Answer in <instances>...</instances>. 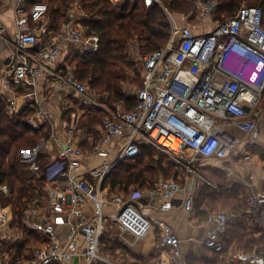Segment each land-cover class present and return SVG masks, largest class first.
<instances>
[{
  "label": "built area",
  "instance_id": "2783aa9c",
  "mask_svg": "<svg viewBox=\"0 0 264 264\" xmlns=\"http://www.w3.org/2000/svg\"><path fill=\"white\" fill-rule=\"evenodd\" d=\"M108 1L115 5L122 0ZM142 1L146 7L158 3L165 8L161 0ZM217 6L216 0L194 1L196 21L206 19L212 23L207 32L194 33L187 16L180 25L170 21L173 32L164 46L140 55L142 80L135 91L136 103L122 113L118 112L121 103L113 109L106 107L85 81L76 78L73 66L52 65L62 42L75 46V50L94 53L99 36L87 31L72 11L58 34L52 35L45 2L26 4L21 0L15 6V32L5 68L6 89L20 86L26 90L21 95L24 98L35 97L43 87L67 88L79 100L75 110L99 108L105 116L98 127L99 139L84 151L81 142L88 137L78 140L73 134L75 110L62 139L47 109L35 99L36 110L25 119L26 125L31 130L52 128L48 137L20 150V161L41 181L37 187L40 196L14 210L23 213V228L37 234L39 244L17 251V244L23 240L22 229L14 223L11 205L0 203V264H129L126 247L145 239L153 227L158 229L159 257L147 264H189L183 240L168 223L149 217L139 199L141 191L133 189L126 195L103 190L102 184L120 161L138 154L140 143L151 144L169 155L176 166L183 167L187 178H159L143 192L161 198L160 211L171 210L173 197L181 193L180 207L189 216L195 203L197 173L193 164L198 160H230L240 142L234 129L246 135L249 144L256 143L264 124V106H259L264 91L262 10L242 5L233 17L220 22L214 19ZM5 29L0 22V37ZM7 102L9 115L20 112V102L13 98ZM70 106L64 102L63 111ZM126 131L127 140L114 141ZM185 152L189 153L187 157ZM40 153L50 156L44 166L39 164ZM94 155L101 158L100 162L88 165ZM260 182V186L246 183L242 211L229 208L211 212L205 206L207 217L203 223L210 222L212 227L201 239L186 240L197 249L222 253L228 225L238 221L241 214L251 216L264 209V173ZM0 194L9 196L6 184L0 185ZM105 237L120 247L114 251L106 248ZM113 253L120 256L118 262L110 257ZM225 264H264V256L230 246Z\"/></svg>",
  "mask_w": 264,
  "mask_h": 264
},
{
  "label": "trees",
  "instance_id": "16d2710c",
  "mask_svg": "<svg viewBox=\"0 0 264 264\" xmlns=\"http://www.w3.org/2000/svg\"><path fill=\"white\" fill-rule=\"evenodd\" d=\"M1 1V0H0ZM45 0H25L27 4ZM55 5H48V20L52 35H57L61 23L67 17V11L73 0H52ZM195 0H161L163 6L173 13H181L190 19L195 13ZM217 10L214 19L220 22L235 15L242 5L258 6L262 10V25L264 26V0H216ZM82 10L86 18L82 20L87 31L99 36V47L94 53L74 50L72 55H67L62 66L68 64L74 67V75L81 81H85L90 90L98 95L102 103L112 108L115 103H121L126 111L133 109L135 95L128 94L123 87L128 74L127 70H134L136 59L133 56L134 45L139 55L151 52L164 46L170 36V23L166 18L160 4L154 3L146 7L142 0H122L113 5L108 0H80ZM244 3V4H243ZM190 14V15H189ZM72 56V58H71ZM70 57V58H69ZM136 69V68H135ZM142 78V76H141ZM142 80V79H141ZM17 92H21L20 86H13ZM106 95V98L102 96ZM264 100V91L263 98ZM7 101L0 95V185L6 184L9 188V196L0 194V203L11 205L13 208L14 223L22 229L23 242L19 243L17 251L21 252L30 245H37L38 235L28 231L22 226L23 213L14 208L22 203L37 198V187L41 181L22 166L20 163V150L31 148L43 137H48V126L39 130H31L25 123V119L36 108H25L16 114L9 115L6 112ZM105 112L99 108L95 110L84 109L79 128L86 133V138L81 142L84 151L89 150L99 139V124ZM254 153L264 159V150L257 145L247 146ZM48 157L44 153L39 155V164L44 166ZM27 168V167H26ZM181 172H185L183 167ZM177 166L171 160H166L156 151V148L148 143L139 144V152L132 158L120 161L106 176L102 189L115 188L130 194L131 188L143 191L150 188L158 173L163 176L174 175L178 172ZM181 173V174H182ZM183 177V176H182ZM182 180L181 176L173 177ZM130 186H132L130 188ZM220 188V187H219ZM241 186L233 184L222 186L219 190L208 192V186L194 197V209L200 214V219H206L207 212L199 207L205 204L211 212L220 210L217 206L230 207L241 210L238 199L242 197ZM264 189V184L262 185ZM244 196V194H243ZM200 197V199H198ZM228 209V208H226ZM224 210V209H222ZM229 232L224 237L225 247L222 253H214L213 262L219 256L226 259L230 246L244 252L260 253L264 256V209L257 214L246 216L241 214L238 221L228 225ZM106 248L113 251L120 247L113 239L104 238ZM142 264L156 262L159 257L158 248L143 256L132 254ZM189 264H197L192 257H186ZM212 262V263H213Z\"/></svg>",
  "mask_w": 264,
  "mask_h": 264
},
{
  "label": "crops",
  "instance_id": "0c3cea01",
  "mask_svg": "<svg viewBox=\"0 0 264 264\" xmlns=\"http://www.w3.org/2000/svg\"><path fill=\"white\" fill-rule=\"evenodd\" d=\"M20 2L21 0H1L0 1V22H2L6 27L3 37H0V95L4 97L6 101L8 99L13 98L17 102H20L21 107L19 108V111L25 108H33L35 105V99H37L40 105L47 109L49 116L52 120V123L58 129V136L63 139L65 136L64 127H66L70 123L69 121L65 119L59 118L65 112L62 109L63 103L68 102V104L72 106V107L70 106V109L75 108L79 103V100L71 94L69 89L64 88L60 90H53V88L47 89V87L45 88L43 87L41 89L42 91H40L35 97L27 96V97L22 98L21 95L25 94L26 92L24 88L20 87L21 92H17L14 89V87H11L10 90H7L5 87V80H6L5 79L6 78L5 68H6V63L8 62V56L10 55V52H11V45H12V40H13L12 35L15 32L14 8L17 4H20ZM25 3L27 4V2ZM190 20L191 19L188 18L186 21L193 25L194 33L206 32L205 28L206 26H208V24L211 27V22H209L206 19L201 20L199 23L196 21L197 20L196 17L194 21L189 22ZM182 22H184V20H180L178 24L180 25L182 24ZM75 49H76L75 46H72L70 43L62 42L58 59L52 65L57 66V67H60V66L62 67V62L65 59V57L69 53H71V51ZM259 106L260 107L264 106V100L261 99ZM58 118L61 120H59ZM234 131L236 130L234 129L233 132ZM127 133L128 132L126 131L120 137H116L114 141L118 142V141H125V139L127 140ZM262 133L263 132L261 131L259 138L254 144H249L247 141L248 140L247 136L243 134L245 136L244 141L243 139L242 141H240L242 143L235 149L232 155V158H230V160L225 161L227 162V165H225L226 167L223 165L219 166L221 172L224 173L223 175L224 176L226 175L228 177V180L232 181V185L237 184L241 186L242 196H243V191L245 194L247 182H251L255 186L261 185L260 178L262 177L264 173V159L261 158L256 153H250L247 146L249 145L258 146L259 145L261 149H264V144H263L264 139L262 137ZM242 148L244 149L243 151H241ZM92 158L87 162L88 165H92ZM208 160L220 162L216 159H208ZM182 174H183V177H181L182 180H179V181H183L184 179L187 178V176L185 177V175H187L186 172H183ZM196 176H198V173ZM197 181H198V178L195 179L194 197L198 195L199 193H201V191L203 190V188H205V186L206 187L209 186L205 182H203L201 185H198ZM141 192L142 193L140 194L139 199L144 204V208L148 212L149 217L160 218L161 220L168 223L172 227L175 233L183 240L182 246H183L186 257L189 258L191 256L192 259L193 258L195 259L194 261L197 264H225V259L222 258L223 256H219L217 260V262H221V263L213 262V258H212V256L214 257L213 252H210L204 249L202 250L199 248L197 249V246L191 244V242L186 240L187 238H190V237L201 239L204 234V231L212 227V223L210 222L203 223L205 219H200V214L197 213L196 209H194V212L192 215L186 216L180 207V201L183 197L181 193H178L173 197L172 203H174V205L171 210L160 211L158 207H159L161 198L158 195L150 196L144 193L143 191ZM204 207H205V204H202L199 207V209L202 210L204 209ZM242 207L244 208V197H243ZM242 209L239 211H242ZM149 234L152 235L151 237L154 241L150 249H147V250L139 249L138 250L137 248V249L132 250V247L130 248L126 247V250L129 249V251H132L135 254H141L145 256L148 253H150L154 248H158V239H159L158 229L154 227L151 228L148 235ZM126 259H127L126 262H129V264H142L140 261L136 259H132V258L129 259L127 257Z\"/></svg>",
  "mask_w": 264,
  "mask_h": 264
},
{
  "label": "rangeland",
  "instance_id": "374dc122",
  "mask_svg": "<svg viewBox=\"0 0 264 264\" xmlns=\"http://www.w3.org/2000/svg\"><path fill=\"white\" fill-rule=\"evenodd\" d=\"M45 1H46V3L48 2L47 4H49V6L55 5V2L52 1V0H45ZM71 11L73 12V14H76L79 17V21L83 25L82 20L85 19L87 16H86L84 10H82L80 0H73L72 1V4L70 5V7H69V9L67 11V17L66 18H68L69 12H71ZM163 12L165 13L166 18L169 21V23H170L171 20L175 21V23H178V22H180V20L184 19L187 16V15L184 16L181 13H173L166 7L163 9ZM194 15H195V13H194ZM194 15H193V17L190 18L191 20L189 22H192V21L195 20V16ZM209 27H210V25L208 24V26H206V28H205L206 32L209 31ZM211 27H212V23H211ZM202 29H204V28H202ZM172 32H173V30H172V26L170 24V35L172 34ZM169 38H170V36H169ZM133 48L135 49L134 53H133V56L136 59V67H135L136 69L134 68V70H127L128 77H127L126 81L123 83V87L125 88V91L128 94H130V95H135V91L141 86V79H142L141 78L140 55H139L138 49L134 45L131 46V49H133ZM74 52L75 51L73 50L68 55H70V54L72 55V53H74ZM71 58H72V56H71ZM115 104L113 105L112 109L115 108ZM105 106L108 107L106 104H105ZM84 109H86V108L77 107L76 110H75V108L69 109L68 111H65L62 114L61 117H59V118L65 119V120L70 122L71 119H73V117L71 116V113H72V111L75 110V113L77 114V117H74V121H73V124L75 126L73 134L78 140H83L86 137L85 131L82 128H79L80 125H81V122H82L81 115H82ZM118 112H120V113L126 112V110L124 109L123 105L120 108V111H118ZM59 120H61V119H59ZM51 128H52V126H48V130H51ZM261 129H262V132H263L262 133V137L264 139V124L261 127ZM56 133L58 134V129L56 130ZM234 135L237 136L240 139V141H242V139L244 141V139H245V136L239 131H234ZM241 143L242 142H239L237 144V147ZM263 144H264V142H263ZM258 147L261 148L259 145H258ZM243 150L244 149L242 148L241 151H243ZM262 150H264V149H262ZM156 151L158 152L157 149H156ZM249 152L250 153H254L253 149H250V148H249ZM158 153H160V152H158ZM160 155L163 156V158H165L166 160H171L173 162L172 158L169 155L164 154V153H160ZM188 155H189V153H187V152L184 153V157H187ZM99 160H100V158L97 155H94L93 158H92L93 166L97 165ZM20 163L25 164V163H23L21 161H20ZM221 163L217 162V161H213V160H198L196 163H194L193 164V168L198 173V176H196V178H198L197 184L201 185L203 182H206V181L212 183L214 186L213 185L211 186V185L206 183L207 185H209L208 186V192H211V190H219V189L222 188V186H226V185L229 186V187L232 186V181L228 180V177L226 175L224 176L223 175L224 173H222L220 168H219L220 165H223V166L227 165V162H221ZM173 164H174V162H173ZM25 169H27L26 166H22V170L25 171ZM177 170H179V171L176 174H174V175L170 174L169 176H163L161 173H158L154 180H157L159 178H173V177H176L177 175L182 177L183 174H181L182 172H181L180 166H177ZM186 176L187 175H185V177ZM203 178L205 179V181H204ZM131 187L132 186H130V188ZM133 189H135V188H131V190H133ZM113 191L114 192H122V193L126 194V191H124L122 189H119V188H115V189H113ZM241 191H242V189H241ZM243 194H244V191H243ZM37 196L39 197L40 195L38 194ZM243 197L244 196H242V197H240L238 199V203H240L241 207H242ZM198 199H200V197H198ZM217 208L222 210V209H226V208H230V207H224L223 208V207L218 205ZM112 231H115V230L112 229ZM151 236L152 235L149 234L145 239L139 241L135 246L132 247V250L137 249V248H138V250L139 249H141V250L150 249L151 245L154 243V241H153ZM22 242H23V240H22ZM17 246H19V243L17 244ZM127 250H128L129 253L135 254L132 251H129V249H127ZM110 257L112 259H114V261L118 262L120 256H117L116 254L113 253V255L110 254ZM126 257L129 258V259H131V258L132 259H136L133 256H131L130 254L126 255ZM212 258H213V256H212ZM216 263H221V262H217L216 261ZM98 264H101V263H98Z\"/></svg>",
  "mask_w": 264,
  "mask_h": 264
}]
</instances>
